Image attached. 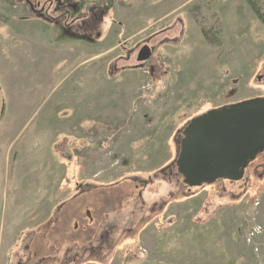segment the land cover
<instances>
[{
    "label": "rangeland",
    "instance_id": "1",
    "mask_svg": "<svg viewBox=\"0 0 264 264\" xmlns=\"http://www.w3.org/2000/svg\"><path fill=\"white\" fill-rule=\"evenodd\" d=\"M157 1L0 0V264H264V152L168 170L192 117L264 97V0Z\"/></svg>",
    "mask_w": 264,
    "mask_h": 264
},
{
    "label": "water",
    "instance_id": "2",
    "mask_svg": "<svg viewBox=\"0 0 264 264\" xmlns=\"http://www.w3.org/2000/svg\"><path fill=\"white\" fill-rule=\"evenodd\" d=\"M151 54L145 45L137 60L146 61ZM181 135L173 164L184 184L192 188L218 179L239 181L264 151V97L211 109L192 118Z\"/></svg>",
    "mask_w": 264,
    "mask_h": 264
},
{
    "label": "crops",
    "instance_id": "3",
    "mask_svg": "<svg viewBox=\"0 0 264 264\" xmlns=\"http://www.w3.org/2000/svg\"><path fill=\"white\" fill-rule=\"evenodd\" d=\"M95 2V1H94ZM148 2L149 3H146V4H142V6L140 7V9H139V11L141 12V14H140V16H143V15H145V14H147V13H142V11L141 10H144V9H147V8H153L154 6H156V5H160V3H161V1H157V2H155V3H152L153 2V0H148ZM121 3V2H120ZM107 5H109V4H107ZM113 6V5H112ZM120 7H126V8H129L130 6L129 5H127V6H125V5H123L122 3L120 4ZM106 8V10H107V7H105ZM130 10H132V9H130ZM170 13V11L169 12H165L163 15L164 16H166L167 14H169ZM143 24H146V23H143ZM149 26V25H148ZM135 30L137 31V32H140V31H142V30H144V27L142 26V27H140V29H138V28H135Z\"/></svg>",
    "mask_w": 264,
    "mask_h": 264
},
{
    "label": "flooded vegetation",
    "instance_id": "4",
    "mask_svg": "<svg viewBox=\"0 0 264 264\" xmlns=\"http://www.w3.org/2000/svg\"><path fill=\"white\" fill-rule=\"evenodd\" d=\"M145 44L150 45L153 49L156 48L155 46L153 47L150 43H144L143 45H145ZM143 45H142V46H143ZM144 63H145V62H144ZM144 63H143V64H144ZM178 137H179V140H178V141H180V140L182 139L181 132L178 133ZM174 168H175V166H172V167L169 166L168 170H169V169H170V170H171V169L173 170ZM175 176H176V175H175ZM31 255H32V253H31ZM31 255H30V256H31Z\"/></svg>",
    "mask_w": 264,
    "mask_h": 264
},
{
    "label": "trees",
    "instance_id": "5",
    "mask_svg": "<svg viewBox=\"0 0 264 264\" xmlns=\"http://www.w3.org/2000/svg\"><path fill=\"white\" fill-rule=\"evenodd\" d=\"M203 186V185H202ZM188 188V187H187ZM195 188V187H194Z\"/></svg>",
    "mask_w": 264,
    "mask_h": 264
}]
</instances>
